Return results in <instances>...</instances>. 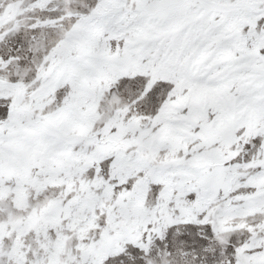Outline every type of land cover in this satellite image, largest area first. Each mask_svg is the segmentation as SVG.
Returning a JSON list of instances; mask_svg holds the SVG:
<instances>
[{"label": "snow or ice", "instance_id": "1", "mask_svg": "<svg viewBox=\"0 0 264 264\" xmlns=\"http://www.w3.org/2000/svg\"><path fill=\"white\" fill-rule=\"evenodd\" d=\"M0 264H264V0H0Z\"/></svg>", "mask_w": 264, "mask_h": 264}]
</instances>
